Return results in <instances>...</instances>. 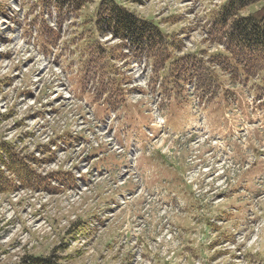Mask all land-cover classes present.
<instances>
[{"label": "rangeland", "instance_id": "obj_1", "mask_svg": "<svg viewBox=\"0 0 264 264\" xmlns=\"http://www.w3.org/2000/svg\"><path fill=\"white\" fill-rule=\"evenodd\" d=\"M101 1L77 8L72 0H0V143L12 144L19 158L24 157L31 170L46 179L40 188L47 185L46 190H35L34 185H24L22 177L0 165L13 185L0 190V263L56 250L65 264H104L99 261L104 247L98 240L105 229L86 223L97 214L104 215L112 193L127 191L135 184L118 172L95 178L90 188L80 192L64 188L71 186V171L97 150L89 145L66 149L58 142L62 134L87 131L83 129L82 105L65 99L62 91L55 93L65 79L63 71L67 74L74 63L81 72L71 79L82 82L83 68L89 76L98 73V93H110L118 89L115 83L120 79L124 83L137 74L135 64L145 56L146 64L151 57L155 71L153 91L161 94L155 103L163 110L170 109L174 122L183 117L196 122L209 117L213 133L226 138L231 135L226 140L228 146L204 136L164 137L150 153L139 156L137 164L141 166L142 158L161 153L168 172L181 161V182L188 194L186 210L193 212L192 220L206 226L204 236L216 230L212 254L195 258L192 264H264V56L248 55L230 34L234 20L264 14V0H254L236 17L225 20L221 12L227 0H116L157 25L170 45L158 38L148 45H133L129 38L123 40L106 29L99 35ZM226 50L234 55L226 58ZM118 72L124 76L115 77ZM149 76L141 75L130 86L140 84L145 90ZM111 100L127 113L129 123L135 121L133 125L139 126L147 122L140 105L151 102L149 97L142 96L138 103L128 102L122 95ZM47 104L59 111L52 115L54 109L49 108L48 114ZM202 108H207V113L195 116ZM100 138L108 144V136ZM108 147L109 159L121 163L113 157L116 153L110 142ZM3 159L6 164L10 161L7 153ZM165 169L159 174L165 175ZM137 199H142L139 215L146 214L147 224L156 203L143 194L123 209ZM160 210L153 219L159 222L153 240L144 245L137 241L146 228L138 225L129 242L124 229L113 246L112 264H156L147 258L148 251L164 260L159 264H190L185 258L167 257L176 253L182 231L170 235L171 211ZM105 217L107 223L114 221L113 212Z\"/></svg>", "mask_w": 264, "mask_h": 264}, {"label": "crops", "instance_id": "obj_2", "mask_svg": "<svg viewBox=\"0 0 264 264\" xmlns=\"http://www.w3.org/2000/svg\"><path fill=\"white\" fill-rule=\"evenodd\" d=\"M170 113L168 114V118ZM172 124L171 126L175 130H183L185 131L187 125H184V119L180 118L174 122L172 119L169 120ZM210 126L205 125L201 127V129H206ZM184 160V159H183ZM166 157L161 153L157 152L152 157L142 158L141 166L142 169L146 172L147 176V186L152 189L154 192L163 195V201L171 202L173 207H177L179 211H175L171 214L172 222L181 229V235L178 237L180 241V245L176 249V259H187L190 264H192L195 258H204V256H210L215 249V239L216 237V230L208 232V237L204 236V230L206 226L203 225L201 222L191 219L192 211L186 210L187 204V192L183 187L185 182L182 181V174L179 171L181 168V161L178 164H174V167H170L168 172L165 169L166 165ZM184 162V167L185 166ZM165 169V175H160L162 168ZM121 191L117 192L120 193ZM115 196V193L111 194L109 200ZM142 199H137L134 203L130 204L125 209H120L114 213V221L111 223L108 222L104 225V231L101 234V237L98 240L99 246L104 247V251L102 252L101 259L99 260L101 263L112 264V258H114V249L113 247L119 241L122 231L127 229L126 237L129 242L133 238L134 234H137L133 231L134 226L136 225L135 220L137 219L138 215L140 214L139 208ZM106 205V204H105ZM156 208L153 210L152 213V221L147 223L146 228L137 235V241L144 245L145 243H150L153 240L156 230L159 228V222L155 219V215L160 208V203H157ZM108 209V204L106 205V210ZM105 210V212H106ZM137 216V217H136ZM154 216V218H153ZM122 228V229H121ZM123 236V235H122ZM98 251V248H97ZM158 254H150L149 251L147 253V258H151L154 260L156 264H159V261H164L163 259L156 256ZM75 260V258H74ZM115 261V259H114ZM115 264H118L116 262ZM124 264V263H123ZM164 264V263H162ZM165 264H171L170 262Z\"/></svg>", "mask_w": 264, "mask_h": 264}, {"label": "trees", "instance_id": "obj_3", "mask_svg": "<svg viewBox=\"0 0 264 264\" xmlns=\"http://www.w3.org/2000/svg\"><path fill=\"white\" fill-rule=\"evenodd\" d=\"M76 4L77 8L83 7L85 4L92 0H72ZM254 0H229L222 8L221 16L225 20L232 17H236L240 9L251 5ZM98 20L97 27L100 31L109 30L114 36L119 38L128 39L133 45H146L158 38L161 42H168L169 39L163 34L157 25L138 16L136 13L129 11L123 7L116 0H102L98 6ZM230 34L240 46H244V49L248 55H260L264 56V14L253 13L247 16H242L237 20H234ZM236 35V36H235ZM229 36V34H228ZM142 40V41H141ZM231 48V46H230ZM229 52L234 55L232 51ZM168 57L162 58L165 62ZM4 153H7L9 162L6 164L3 159ZM6 165L8 171L16 176H19L24 185H34L36 188H40L46 179H42L39 175H36L29 165L24 162V159L19 158L18 153L13 148L12 144L2 142L0 143V165ZM10 179L5 175L3 169L0 167V190L7 191L13 188ZM43 186V188H46ZM42 188V187H41ZM2 264V263H0ZM10 264V263H3ZM11 264H65L62 262V257L56 250H53L48 255H25L21 261L13 262Z\"/></svg>", "mask_w": 264, "mask_h": 264}, {"label": "built area", "instance_id": "obj_4", "mask_svg": "<svg viewBox=\"0 0 264 264\" xmlns=\"http://www.w3.org/2000/svg\"><path fill=\"white\" fill-rule=\"evenodd\" d=\"M61 82H63L64 83V80L63 81H61ZM63 92V97L65 98V99H67V100H69V101H72V100H70V98L68 97L69 96V94L67 93V91H66V85H59V87H58V89L56 90V93L55 94H60V92ZM59 95H57V97H58ZM48 106V104L46 105V107ZM49 108H53L54 109V111H55V109L56 108H54L52 105H49L48 106V108H47V110L49 109ZM53 111V114L52 115H54L56 112H54ZM51 113V110L49 109L48 110V114H50ZM87 117H89V118H92L91 117V115H89V113L87 114ZM91 123L90 124H88V123H85V122H83V124H84V130H86L87 132H86V134L88 135V137L90 138V142H87V143H85V144H81V145H79V146H77L76 147V149L78 148H81V147H83V146H85V145H89L90 147L92 146V145H99L100 143H102V142H104L100 137H102L103 135H106V136H108L109 137V140H108V144L107 145H109V142H110V144H111V147L113 148V149H116L117 148V146L116 147H114V137H113V134H112V132L110 131V130H107V129H101V126H103L102 125V123H99V122H97V121H95V120H91L90 121ZM95 123H97V124H95ZM95 125H97V126H95ZM99 125V126H98ZM92 127H94V129L97 131H94V132H92V130H91V128ZM91 130V131H90ZM119 150V149H118ZM78 166H79V168L81 169V170H78V169H76L75 171H76V176L78 177V178H80L81 176H82V174H83V172H85V171H87L88 170V168H89V163H88V161H87V159L85 160V161H83L82 163H80V164H78ZM105 176H107V175H103V176H97V174L94 176V178H93V180H94V182H95V178H99V177H105ZM87 188H90L89 186H87V185H82L81 183H80V188H77L76 190H72V191H83L84 189H87ZM130 196H126V197H124V198H121L120 199V202L122 203V204H124L125 202H126V199H128ZM89 226L90 227H94V226H98V223L97 222H95V221H92V222H90L89 223ZM172 233H170V235H171Z\"/></svg>", "mask_w": 264, "mask_h": 264}]
</instances>
